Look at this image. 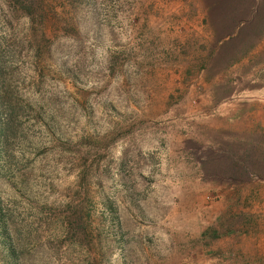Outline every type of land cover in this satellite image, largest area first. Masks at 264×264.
Masks as SVG:
<instances>
[{"label":"rangeland","instance_id":"obj_1","mask_svg":"<svg viewBox=\"0 0 264 264\" xmlns=\"http://www.w3.org/2000/svg\"><path fill=\"white\" fill-rule=\"evenodd\" d=\"M0 264H264V0H0Z\"/></svg>","mask_w":264,"mask_h":264},{"label":"crops","instance_id":"obj_2","mask_svg":"<svg viewBox=\"0 0 264 264\" xmlns=\"http://www.w3.org/2000/svg\"><path fill=\"white\" fill-rule=\"evenodd\" d=\"M217 18V16H216ZM221 24L220 28H224L225 30H232V29H237L239 26H237L236 23H234V21L232 20H225V21H220L219 22Z\"/></svg>","mask_w":264,"mask_h":264}]
</instances>
